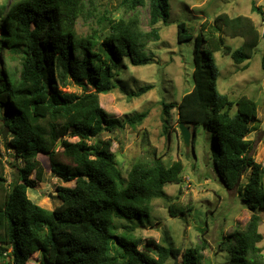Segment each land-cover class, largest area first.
I'll list each match as a JSON object with an SVG mask.
<instances>
[{
    "label": "trees",
    "instance_id": "16d2710c",
    "mask_svg": "<svg viewBox=\"0 0 264 264\" xmlns=\"http://www.w3.org/2000/svg\"><path fill=\"white\" fill-rule=\"evenodd\" d=\"M120 5L125 14L115 17L93 0H0V54L6 50L18 61L7 68L0 59V147L18 168V178L8 182L0 148V264H28L34 254L38 264H165L176 256H181L180 264H203L207 240L182 250L133 233L150 218L154 199H168L165 186L183 181L184 162L177 159L166 166L150 132L143 130L141 145L151 159H135L125 174L113 138L101 137L104 131L137 128L148 116V110L125 118L111 116L100 95L120 84L125 57L134 66L153 63L156 55L148 44L160 40L159 24L167 23L171 14L170 0H121ZM142 7L149 8L148 31L141 25ZM252 10L264 12L255 2ZM80 19L88 22L84 34L77 30ZM214 25L208 31L206 23L193 34L186 21H179L178 41L194 44V85L179 103L163 102L164 112L177 108L178 122L206 125L213 133L217 169L227 188H234L239 176L249 171L238 191L252 214L223 245L231 244V264H264L257 212L264 209V166L251 155L254 141L246 138L258 104L247 95L232 100L219 92L215 62L220 51L238 64L248 61L260 36L250 18L241 15L221 13ZM225 27L231 36L246 30L252 40L234 48L226 42ZM261 38L264 42V32ZM72 85L81 86L83 93L62 90ZM152 87L143 86L129 96L139 97ZM166 129L171 134L170 126ZM40 154L49 157L52 172L62 181L74 182L57 186L61 203L52 209L28 195L29 188L45 181ZM116 218L130 220L121 225L122 232Z\"/></svg>",
    "mask_w": 264,
    "mask_h": 264
},
{
    "label": "rangeland",
    "instance_id": "374dc122",
    "mask_svg": "<svg viewBox=\"0 0 264 264\" xmlns=\"http://www.w3.org/2000/svg\"><path fill=\"white\" fill-rule=\"evenodd\" d=\"M120 1L93 0V3L98 9H107L115 17H119L125 14ZM253 2L264 10V0H170L169 21L159 24L160 40L148 44V49L156 55L153 63L134 66L125 57L119 69L120 84L112 92L100 95L102 106L114 117L125 118L137 112L149 111L137 128L127 126L115 133L104 131L101 134L102 138H113V150L116 151L125 174L135 159H151L141 145L140 133L143 130L150 132V141L163 157L166 166L177 159L184 162L183 181L165 186L168 199H154L150 218L142 220L133 233L144 240H154L155 244H173L182 250L207 240L208 246L203 250V264H231V254L227 249L231 244L223 245L225 237L237 229H243L252 211L243 201L238 191L239 186L229 189L222 182L216 164L213 133L208 127L191 125V144L187 147L179 130L177 108H172L168 114L164 112L163 102L179 103L194 85L191 54L194 44L193 41H178V23L186 21L189 31L197 34L206 23L208 31L211 27L214 28L215 17L227 13L231 17L241 15L250 18L257 28L260 42L251 59L238 64L229 54L220 51L215 54V62L219 74V92L227 94L232 100L247 95L258 104V114L252 123L253 130L246 138L254 141L251 155L264 166V42L261 40L264 12L261 14L253 11ZM139 13L143 29L150 30L149 8L142 7ZM88 29V22L80 19L77 24L78 33L84 34ZM223 35L226 42L234 48L252 40L246 30L242 35L231 36L229 28L225 27ZM0 59L7 68L18 65V61L9 57L6 50L2 51ZM146 85L153 87L139 97L129 96L130 92H136ZM62 90L81 94L84 89L79 85H72L62 87ZM166 126H170L171 134ZM70 140L75 141L76 138ZM0 148L5 151L6 174L10 182L18 178V168L13 165L15 159L7 149L4 146ZM38 159L45 170V181L38 183L35 188H29L28 195L40 205L52 209L61 203L57 197V186H73L74 182H64L55 175L47 155L40 154ZM15 164L22 166L19 161ZM248 178L249 171L242 176L241 183H246ZM257 212L261 216L260 231L263 234L259 245L264 254V209H258ZM127 222L130 223V220L126 218L115 219L118 232L123 231L121 225ZM181 261V256H178L177 263L180 264ZM38 263L39 258L34 254L28 264ZM165 264H176L175 258H169Z\"/></svg>",
    "mask_w": 264,
    "mask_h": 264
},
{
    "label": "water",
    "instance_id": "95a60500",
    "mask_svg": "<svg viewBox=\"0 0 264 264\" xmlns=\"http://www.w3.org/2000/svg\"><path fill=\"white\" fill-rule=\"evenodd\" d=\"M179 130L181 131V135H182V138L184 140L185 145L187 147H189L191 144V136H192L190 127L188 125H186L183 121H181V122H179ZM263 133H264V130H263ZM7 134H8V128L5 127L4 131H3V138L4 139H6ZM241 180H242V175L239 176L235 187H238L240 185ZM175 261H176V264H178L177 263V256L175 257Z\"/></svg>",
    "mask_w": 264,
    "mask_h": 264
}]
</instances>
